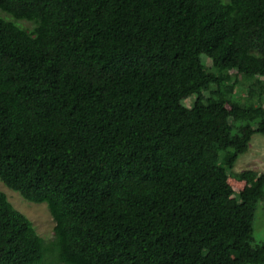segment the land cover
Masks as SVG:
<instances>
[{
  "label": "trees",
  "instance_id": "obj_1",
  "mask_svg": "<svg viewBox=\"0 0 264 264\" xmlns=\"http://www.w3.org/2000/svg\"><path fill=\"white\" fill-rule=\"evenodd\" d=\"M255 134L264 0H0V264H264Z\"/></svg>",
  "mask_w": 264,
  "mask_h": 264
},
{
  "label": "rangeland",
  "instance_id": "obj_2",
  "mask_svg": "<svg viewBox=\"0 0 264 264\" xmlns=\"http://www.w3.org/2000/svg\"><path fill=\"white\" fill-rule=\"evenodd\" d=\"M23 27L31 28L32 23L22 21ZM192 98L186 100L185 104L191 106ZM255 128V126H254ZM245 170H254L264 174V137L255 134L248 148V151L239 156L233 168V173H239ZM0 190L3 191L11 204L18 211L23 213L33 224L37 234L41 236L45 242L53 239L54 222L49 213L46 204H36L23 199L18 192L13 191L0 182ZM253 243H261L264 241V206L259 205L254 218L253 225Z\"/></svg>",
  "mask_w": 264,
  "mask_h": 264
}]
</instances>
